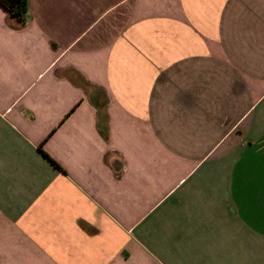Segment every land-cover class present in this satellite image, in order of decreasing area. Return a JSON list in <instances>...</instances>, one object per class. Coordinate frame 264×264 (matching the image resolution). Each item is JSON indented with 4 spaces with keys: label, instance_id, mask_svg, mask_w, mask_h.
<instances>
[{
    "label": "crops",
    "instance_id": "0c3cea01",
    "mask_svg": "<svg viewBox=\"0 0 264 264\" xmlns=\"http://www.w3.org/2000/svg\"><path fill=\"white\" fill-rule=\"evenodd\" d=\"M0 5V264H264V0Z\"/></svg>",
    "mask_w": 264,
    "mask_h": 264
},
{
    "label": "trees",
    "instance_id": "16d2710c",
    "mask_svg": "<svg viewBox=\"0 0 264 264\" xmlns=\"http://www.w3.org/2000/svg\"><path fill=\"white\" fill-rule=\"evenodd\" d=\"M0 5L22 24L29 21L28 0H0Z\"/></svg>",
    "mask_w": 264,
    "mask_h": 264
}]
</instances>
